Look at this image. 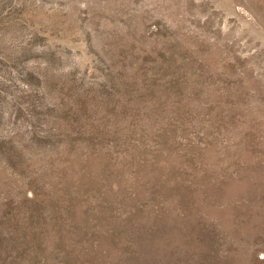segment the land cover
<instances>
[{"label": "rangeland", "instance_id": "obj_1", "mask_svg": "<svg viewBox=\"0 0 264 264\" xmlns=\"http://www.w3.org/2000/svg\"><path fill=\"white\" fill-rule=\"evenodd\" d=\"M0 264H264V0H0Z\"/></svg>", "mask_w": 264, "mask_h": 264}]
</instances>
